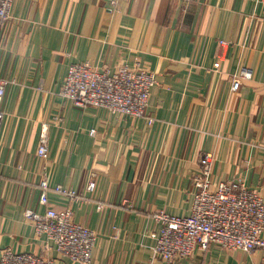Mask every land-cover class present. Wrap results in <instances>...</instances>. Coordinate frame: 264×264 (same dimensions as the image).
Here are the masks:
<instances>
[{"label": "crops", "instance_id": "crops-1", "mask_svg": "<svg viewBox=\"0 0 264 264\" xmlns=\"http://www.w3.org/2000/svg\"><path fill=\"white\" fill-rule=\"evenodd\" d=\"M83 62L99 71L152 70L154 123L66 100L68 67ZM243 68L251 77H240ZM0 78L10 81L0 131V253L80 264L25 219L28 209L46 211L44 177L77 192L78 201L55 192L49 200L95 232L91 264H168L154 256L160 224L153 214H190L204 153L214 155L212 184L242 182L264 197L259 0H14L0 29ZM174 264H264V256L211 244Z\"/></svg>", "mask_w": 264, "mask_h": 264}, {"label": "built area", "instance_id": "built-area-1", "mask_svg": "<svg viewBox=\"0 0 264 264\" xmlns=\"http://www.w3.org/2000/svg\"><path fill=\"white\" fill-rule=\"evenodd\" d=\"M259 1L264 4V0ZM13 2L0 0V29L10 20ZM240 77H251V71L243 68ZM9 84V80L0 78V131ZM155 84V73L148 68L120 66L109 72L96 70L88 62L72 63L60 94L82 110L104 108L120 116L145 117L151 126L154 120L148 109ZM240 84V78H236L232 90H237ZM45 129L46 126L37 149L42 159L49 154ZM90 133L93 135L95 130ZM213 164L211 152L204 153L199 159L198 171L192 182L193 200L188 216H176L162 210L153 214L160 224L159 232L153 234L156 239L154 256L168 264L188 259L196 250H207L211 244L229 251H260L264 256V197L242 182L212 184ZM40 186V203L46 206V211L41 214L28 209L25 219L34 225L38 234H44L52 241L60 254L80 264H91L97 238L95 232L74 221L72 208L57 209L49 200V194L55 192L78 201L77 192L62 185L52 186L46 177ZM94 188L95 182L91 181L87 189L92 191ZM0 264H54V259L5 248L0 253Z\"/></svg>", "mask_w": 264, "mask_h": 264}]
</instances>
